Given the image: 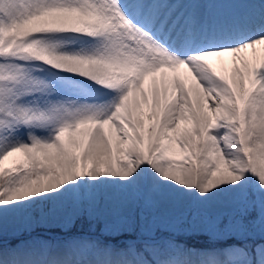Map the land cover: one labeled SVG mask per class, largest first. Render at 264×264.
<instances>
[{
  "label": "snow or ice",
  "instance_id": "obj_1",
  "mask_svg": "<svg viewBox=\"0 0 264 264\" xmlns=\"http://www.w3.org/2000/svg\"><path fill=\"white\" fill-rule=\"evenodd\" d=\"M69 210L135 239L5 243ZM0 264H264V0H0Z\"/></svg>",
  "mask_w": 264,
  "mask_h": 264
},
{
  "label": "rangeland",
  "instance_id": "obj_2",
  "mask_svg": "<svg viewBox=\"0 0 264 264\" xmlns=\"http://www.w3.org/2000/svg\"><path fill=\"white\" fill-rule=\"evenodd\" d=\"M175 2V0H173ZM10 163V162H8ZM168 210V209H167ZM165 210V211H167ZM229 208L214 209L210 205L203 206L198 209L177 208L175 220L177 224L183 225V230L178 231L174 236L177 243L188 244L194 247H213V242L210 241L207 235L203 234H189L192 227L199 228L201 226L202 218L215 219L217 214L230 212ZM192 213V218L189 222H185L182 217H187ZM198 214V215H197ZM227 222L226 220L224 221ZM80 229H86L87 232H82ZM67 237L87 238L92 240H100L104 243L119 245L122 241L135 239L134 236L123 235L114 236L111 234L110 226L104 219H96L89 217L84 213H73L69 210L66 216H58L56 222L44 225L35 226L31 232L16 229L13 223L8 224V231L5 237V243L10 246L18 245L24 241L39 239L48 241L52 244L63 241ZM16 242H14V241Z\"/></svg>",
  "mask_w": 264,
  "mask_h": 264
},
{
  "label": "bare ground",
  "instance_id": "obj_3",
  "mask_svg": "<svg viewBox=\"0 0 264 264\" xmlns=\"http://www.w3.org/2000/svg\"><path fill=\"white\" fill-rule=\"evenodd\" d=\"M212 63L217 67V68H226L230 71L232 65H231V62H230V58H224L223 59V62L221 61V59L219 58H213L212 60ZM182 72L186 73L187 70H182ZM212 208L214 209H218V208H222L223 206H220V205H210ZM227 208V207H225ZM176 211H177V208L176 209H168L166 211V213H172V214H176ZM10 223V222H9ZM12 223V222H11ZM14 241V240H12ZM16 242V241H14Z\"/></svg>",
  "mask_w": 264,
  "mask_h": 264
},
{
  "label": "trees",
  "instance_id": "obj_4",
  "mask_svg": "<svg viewBox=\"0 0 264 264\" xmlns=\"http://www.w3.org/2000/svg\"><path fill=\"white\" fill-rule=\"evenodd\" d=\"M82 232H87L88 230H86V229H80Z\"/></svg>",
  "mask_w": 264,
  "mask_h": 264
}]
</instances>
